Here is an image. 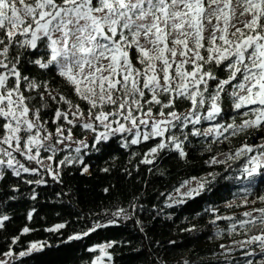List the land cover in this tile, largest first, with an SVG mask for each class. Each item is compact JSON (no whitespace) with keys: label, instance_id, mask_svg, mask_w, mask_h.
Masks as SVG:
<instances>
[{"label":"snow or ice","instance_id":"snow-or-ice-1","mask_svg":"<svg viewBox=\"0 0 264 264\" xmlns=\"http://www.w3.org/2000/svg\"><path fill=\"white\" fill-rule=\"evenodd\" d=\"M28 65L44 70L52 80L62 78L86 108L53 88L51 80L26 74ZM46 94L57 105H67L66 110L54 109V131L42 117V109L49 107ZM225 98L231 100L233 114H226ZM205 122L214 123L203 127ZM77 126L93 134L97 152L98 145L113 138L124 148L156 141L144 164H152L165 150L186 158L185 144L192 137L222 143L250 129H264V0H0V181L29 174L39 177L24 180L29 185L46 184L45 175L60 182L61 167L77 161L87 172L80 156L81 148L88 147L85 140L76 142V156H65L56 167L45 163L70 148L65 141L73 139ZM223 155L224 160L213 157L210 162L244 159L242 172L264 182V137L259 144L245 141ZM253 185L249 179L244 205ZM200 188L202 183L184 195L198 194ZM31 198L36 199L35 192ZM257 200L264 202V195ZM121 214L128 216L123 208L112 215ZM241 217L216 215L211 223L230 221L229 234L242 230L247 239L238 243L246 249L245 264H264V208ZM8 220L7 215L0 217V228ZM64 227L57 224L48 231ZM29 231L24 227L22 234ZM221 232L217 228V235ZM39 247L32 243L19 256ZM110 247L100 251L107 255ZM3 255L9 259L0 264H9L13 252ZM93 264H101L100 258Z\"/></svg>","mask_w":264,"mask_h":264},{"label":"trees","instance_id":"trees-1","mask_svg":"<svg viewBox=\"0 0 264 264\" xmlns=\"http://www.w3.org/2000/svg\"><path fill=\"white\" fill-rule=\"evenodd\" d=\"M26 74L40 81L51 80L53 88L86 108L63 84L62 78L52 80L44 70L31 65L26 66ZM218 74L225 75L224 72ZM44 102L49 107L42 109V117L48 121L49 131H54V109L66 110L67 105H57L47 94ZM34 103L41 106L39 100ZM178 108L183 111V107L178 105ZM223 108L226 114H233L229 98L224 99ZM236 122L240 123L239 116ZM59 123L69 127L65 121ZM211 123L214 122H205L203 127ZM73 135L87 139L88 147H82L80 153L87 172H83L84 165L77 161L61 167L60 182L45 175L46 184L29 185L24 180L39 178L29 174L0 181V217H9L5 227L0 228V257L11 250L15 258L9 264H92L99 254L95 248L107 244H112L106 248L110 264H183L184 261L188 264H227L229 261L245 264L246 249L238 242L246 240L247 236L239 228L229 234L230 221L219 220L216 224L211 221L216 215L242 218L241 214L246 211L264 208V202L257 200V196L264 195V182L259 176L248 178L242 172L244 159L218 164L210 161L213 157L224 160L223 153L234 152L245 141L250 145L261 143L264 129H250L222 143L214 142L213 137H192L191 143L185 144L186 158L165 150L152 164L141 161L156 141L124 148L118 138H113L106 145H98L100 151L97 152L92 148L91 132L77 126L73 128ZM50 154L42 153V157ZM76 155L75 149L64 148L57 154L53 167L65 156ZM193 179H200L203 184L199 193L180 199L183 202H173L171 195ZM249 179L254 180V185L244 205V189L249 186ZM33 192L35 200L31 198ZM120 208L127 211V217L112 215ZM209 209L215 211H207ZM29 213H32L31 219ZM57 224L65 227L48 231ZM96 225L102 226L83 236L84 231ZM24 227L30 229L27 234H22ZM217 228L223 229L219 235ZM75 235L82 238L69 240ZM17 236L19 241L12 244ZM172 241L175 243H170ZM36 242H42V248L25 257L17 256Z\"/></svg>","mask_w":264,"mask_h":264},{"label":"rangeland","instance_id":"rangeland-1","mask_svg":"<svg viewBox=\"0 0 264 264\" xmlns=\"http://www.w3.org/2000/svg\"><path fill=\"white\" fill-rule=\"evenodd\" d=\"M70 119H71V116H70ZM66 134H67V133H66ZM80 140H85V141H87V139L78 138V137H76V136L73 135V139H72L71 141H65V144L70 145V148L75 149L76 147L80 146L78 143H76L77 141H80ZM58 147L63 148L64 146H63V145H60V146H58ZM45 163H52V164H53V162H48V161H45ZM39 166H40V165H39ZM40 167H41V166H40ZM199 184H201V180H200V179H193V180H189V181H187V183H185L183 186H181V187L178 189L179 191L176 190V191L171 195V199L173 200V202H176V201H179V200L182 199V198L187 197V196L184 195V194L187 193L190 189L197 188ZM36 243H37L38 245H40L39 249L42 248V246H43V243H42V242H36ZM102 246H105V245H101V246H98V247L95 248V249L98 250L99 254H98V256L93 260V262L96 261L97 258L99 257V258H100V262H101V264H109V259H110V258H109V255H108V254L105 255L104 252L100 251V248H101ZM29 248H30V247H29ZM29 248L27 249V251H29ZM105 251H106V249H105ZM17 256H19V254H18ZM14 258H15V255L13 254V257L10 259V261L13 260ZM5 259H9V258L6 257V256H4V255L0 258V260H5ZM93 262H92V264H93Z\"/></svg>","mask_w":264,"mask_h":264},{"label":"bare ground","instance_id":"bare-ground-1","mask_svg":"<svg viewBox=\"0 0 264 264\" xmlns=\"http://www.w3.org/2000/svg\"><path fill=\"white\" fill-rule=\"evenodd\" d=\"M184 184H185V183H184ZM184 184H183V185H184ZM183 185H182V186H183ZM179 188H180V187H179ZM179 188H178V189H179ZM178 189H177V190H178ZM192 195H193V194H192ZM0 258H1V257H0ZM109 264H110V259H109Z\"/></svg>","mask_w":264,"mask_h":264}]
</instances>
